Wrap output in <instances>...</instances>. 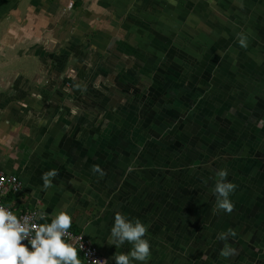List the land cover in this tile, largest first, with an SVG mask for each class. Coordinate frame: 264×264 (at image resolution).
Instances as JSON below:
<instances>
[{
	"label": "crops",
	"instance_id": "0c3cea01",
	"mask_svg": "<svg viewBox=\"0 0 264 264\" xmlns=\"http://www.w3.org/2000/svg\"><path fill=\"white\" fill-rule=\"evenodd\" d=\"M0 169L14 212L67 207L107 264L117 211L148 264H264V0H0Z\"/></svg>",
	"mask_w": 264,
	"mask_h": 264
},
{
	"label": "clouds",
	"instance_id": "9594fccd",
	"mask_svg": "<svg viewBox=\"0 0 264 264\" xmlns=\"http://www.w3.org/2000/svg\"><path fill=\"white\" fill-rule=\"evenodd\" d=\"M240 6L243 7V4ZM237 37L238 44L247 48V34L239 32ZM92 171L100 176L105 175L100 165H93ZM57 174L55 168L44 172L41 177L42 188H51ZM227 177L226 168L217 169L212 191L216 197V209L230 213L234 208L231 194L237 185ZM41 219H45L43 212L33 211L20 215L14 212L10 205L0 202V264H107V260L89 262L87 254L78 255L83 249V234L77 235L70 231L73 216L67 207L56 211L50 221L38 222ZM91 223L90 220L87 221L82 228L86 231ZM148 227L139 218H129L125 213L115 212L106 241L116 248H121L126 243L130 245L127 251L113 254L116 264H148L152 255L151 241L147 237ZM234 235V230L229 228L220 232L217 238L227 241L229 236ZM234 253L235 249L227 244L220 251L223 257Z\"/></svg>",
	"mask_w": 264,
	"mask_h": 264
},
{
	"label": "built area",
	"instance_id": "2783aa9c",
	"mask_svg": "<svg viewBox=\"0 0 264 264\" xmlns=\"http://www.w3.org/2000/svg\"><path fill=\"white\" fill-rule=\"evenodd\" d=\"M21 182L16 175L6 174L0 169V202H3V197L8 192H16L20 189ZM4 203V202H3ZM38 212L37 210H26L21 211L18 214L23 215L30 212ZM38 222L43 223L45 221L39 220ZM70 231L77 235L83 234L81 232H75L72 229ZM81 243L83 244V249L79 251L81 256L87 254V259L89 262L92 260H105V258L100 254L99 250L91 243V241L83 234Z\"/></svg>",
	"mask_w": 264,
	"mask_h": 264
},
{
	"label": "bare ground",
	"instance_id": "6f19581e",
	"mask_svg": "<svg viewBox=\"0 0 264 264\" xmlns=\"http://www.w3.org/2000/svg\"><path fill=\"white\" fill-rule=\"evenodd\" d=\"M4 202V201H3ZM5 203V202H4ZM29 210H34V209H29ZM26 211V210H25ZM42 220V219H41ZM42 221H44V220H42ZM74 231V230H73ZM75 232H77V231H75Z\"/></svg>",
	"mask_w": 264,
	"mask_h": 264
},
{
	"label": "trees",
	"instance_id": "16d2710c",
	"mask_svg": "<svg viewBox=\"0 0 264 264\" xmlns=\"http://www.w3.org/2000/svg\"><path fill=\"white\" fill-rule=\"evenodd\" d=\"M3 201H4V199H3ZM5 202V201H4ZM6 203V202H5ZM45 221V220H44ZM47 221H50V220H47ZM74 230V229H73ZM75 231V230H74Z\"/></svg>",
	"mask_w": 264,
	"mask_h": 264
}]
</instances>
